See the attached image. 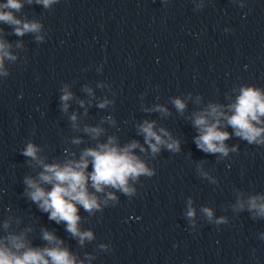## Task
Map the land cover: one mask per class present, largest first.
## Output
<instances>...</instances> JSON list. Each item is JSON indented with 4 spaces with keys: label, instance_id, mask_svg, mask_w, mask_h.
<instances>
[{
    "label": "clouds",
    "instance_id": "obj_1",
    "mask_svg": "<svg viewBox=\"0 0 264 264\" xmlns=\"http://www.w3.org/2000/svg\"><path fill=\"white\" fill-rule=\"evenodd\" d=\"M59 2L60 0H4L0 2V24L9 26L12 35L23 37L31 33L38 43L42 42V23L18 18L16 14L25 5L35 3L50 9ZM5 35L4 29L0 28L2 77L10 75L5 68V61L15 63L18 59L12 51L13 45L4 39ZM16 47L22 48L23 45L17 42ZM62 91L61 111L67 113L68 102L73 99V93L67 86ZM85 91L92 94L90 88ZM188 98L191 99L190 94ZM202 100L203 97L198 95L195 103L200 104ZM224 100L225 102L209 100L206 106L192 112L190 120L197 130L194 137L197 149L217 156L218 159H225L230 153L238 152V145L229 147L225 143L233 137L246 141L249 145L264 147V88L241 83L225 93ZM113 103L104 99L97 107L105 109ZM79 104L84 107L85 101L80 100ZM172 104L179 114L185 113L187 103L184 99L174 98ZM143 111L171 115L166 107L159 104ZM84 115L87 116V109ZM68 119L73 132L82 135H74L66 141L68 147L63 150L61 157H54L50 161L48 155L43 154L45 146L31 140L21 149L27 166L35 172V175L27 174L23 177L22 195L35 204L41 213H46L49 221H54L57 225L63 224L70 238L83 249L86 242L96 240V234L91 228H82L86 218L80 214V210L83 209L88 217H93L105 208L116 207L120 203L117 193L129 199L136 196L141 177L151 178L156 175V169L150 166L148 160H154L162 150L179 153L181 141L165 127L157 128L154 120L144 119L135 125L136 135L143 138V143L137 139L121 143L118 135L109 134V127L117 132L120 130L116 119L111 115L101 117L96 124L80 125L76 113H72ZM106 124L108 127H105ZM229 128L231 132L228 131ZM85 136L93 143L80 147L86 143ZM204 163L206 161L197 162V171L203 178H208L209 174L202 170ZM234 209L247 210L252 219L264 220V194L250 195L246 201L238 195ZM202 212L209 222L213 220L211 208L204 207ZM195 215V209L189 200L186 217L194 223ZM21 223L22 218L14 215H9L0 222V231L3 233L0 235V264H86V261L96 259L89 252H84L81 258L57 235L55 229L46 226L40 228V240L43 243L36 245L30 236L34 231L33 225L20 228ZM215 223L219 225L227 223V220L220 217ZM98 248L108 252L110 244L101 243Z\"/></svg>",
    "mask_w": 264,
    "mask_h": 264
}]
</instances>
